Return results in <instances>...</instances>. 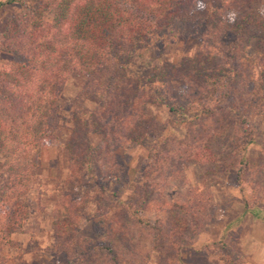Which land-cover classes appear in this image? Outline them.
<instances>
[{"label": "rangeland", "instance_id": "374dc122", "mask_svg": "<svg viewBox=\"0 0 264 264\" xmlns=\"http://www.w3.org/2000/svg\"><path fill=\"white\" fill-rule=\"evenodd\" d=\"M7 1L0 0V3ZM38 2L18 0L0 8V72L13 63L12 55L2 48L9 27L15 18L30 15ZM259 4L258 0H202L198 4L191 15L200 21L233 23L248 14L245 28L251 32L241 41L245 55L237 58L236 77L229 74L225 80L234 96L230 99V94L223 103H216V114L209 120H195L189 125L182 123L184 118L174 120L166 106H147L146 115L162 124L165 132L159 139H147L141 145L116 147V168L123 175L116 174L106 191L99 188L108 171L105 163L100 160L82 169L79 160L72 161L66 150L73 138V121L77 119L75 123L85 125L101 103L99 97L82 98L86 78L78 73L72 75L60 98L59 112L65 120L56 131L58 143L41 150L40 167L29 184V218L10 236L0 232V264H92V252L90 258L75 263H69L64 252L67 249L83 252L84 246H90L95 240L102 247L113 246L123 263L159 264L153 230L158 225L168 230L167 225L173 220L186 224L185 233L179 238L181 264H264V220L258 221L251 214L261 210L264 216V28L254 24L250 16V13L256 14L254 10H260L264 23V5ZM227 8L230 10L225 13ZM216 13L222 17L213 18ZM211 36L214 40L217 37ZM234 37L227 34L228 40L224 43L231 44L230 40L235 43ZM212 38L208 39L209 43ZM201 48L208 49V46L186 36L141 47L128 68L127 77L147 87L158 65L183 66ZM211 63L222 68V72L226 70L225 73L235 69L223 53ZM172 86L176 94H184L183 83ZM254 87L262 91L260 98L251 96ZM236 108L243 109L242 117L248 115L252 129L249 134L239 129L240 115L236 116ZM189 119L195 118L192 115ZM215 119H219L218 126L226 135L207 142V130L214 128ZM85 137L91 154L92 149L100 150L104 145L100 133H85ZM197 139L200 141L193 144ZM168 140L176 144H171L172 147L186 149L189 161L183 164L184 170L178 175L175 167H170L167 177L160 170L161 175L155 179L157 167L150 169L149 178L154 179V184L149 187L146 210L138 214L144 221L136 225V217L122 205L134 197L136 190H144V170L148 168L147 162H152L151 152ZM206 143L216 153L215 161L201 156ZM208 151L211 154L209 148ZM125 175L128 182L115 181ZM177 203H185L186 210L175 208ZM203 206L205 209L199 212ZM126 220L132 222L126 223L125 230L122 223Z\"/></svg>", "mask_w": 264, "mask_h": 264}, {"label": "trees", "instance_id": "16d2710c", "mask_svg": "<svg viewBox=\"0 0 264 264\" xmlns=\"http://www.w3.org/2000/svg\"><path fill=\"white\" fill-rule=\"evenodd\" d=\"M201 1L39 0L30 15L13 20L2 47L12 55L13 63L0 72V232L5 237L21 229L29 218V184L40 167L41 150L58 143L56 131L65 120L59 112L60 98L73 74H82L86 78L81 97H99L101 103L85 125L75 123L77 119L73 121V138L66 150L72 161L79 160L82 169L100 160L105 163L108 171L99 186L102 191H106L116 174L123 175L116 168V147L141 145L147 139H159L164 134L162 124L146 115L147 106H166L174 120L184 118L182 123L189 125L195 120H209L216 114V103H223L230 94V99L234 96L225 80L230 75L236 77L237 58L245 55L241 41L251 32L250 28H245L248 14L241 15L233 23L200 21L191 14ZM16 2L18 0H8L0 3V8ZM258 4L262 7L264 0H258ZM254 11L255 15L250 13L251 19L264 28L261 11ZM216 16L217 13L213 18L222 17ZM227 34L236 35L235 43L233 40H230L231 44L224 43L228 40ZM211 35H216V39ZM178 36L197 38L208 49L201 48L193 59L185 62V66V63L179 67L169 63L158 65L147 87L127 77L128 68L141 47L174 41ZM210 37L212 43H209ZM222 53L235 69L225 73L226 70L222 72V68L211 63ZM177 82L186 88L183 95L176 94L173 89L172 85ZM222 90L225 91L221 95ZM262 91L254 87L251 96L260 98ZM235 111L236 116L240 115L239 129L249 134L252 129L248 115L241 116L242 108ZM192 115L194 120L189 119ZM218 122L219 119H215L214 128L207 130V142L226 135ZM90 132L100 133L104 138L103 147L92 149V154L85 137V133ZM199 141L197 139L193 144ZM171 144L176 145L168 140L152 150V162H147L148 168L144 170L147 187L136 190L134 197L122 205L136 217V225L144 221L138 214L140 210L141 213L146 210L149 187L154 184V179L149 178L150 169L157 167L155 179L161 175L160 170H164L167 177L170 167H175L178 175L184 170L183 164L189 161L186 149ZM205 147L207 151L203 149L201 156L215 161L216 153L211 145L206 143ZM115 181L125 183L129 178L125 175ZM185 205L177 203L175 208L185 211ZM204 209L203 206L199 212ZM130 222L122 223L125 230L126 223ZM169 222L168 230L159 225L153 230L156 252L160 254L159 264H181L179 238L184 235L186 224L185 221ZM90 243V246H84L83 252L63 251L69 263L88 259L92 252V264H131L121 262L117 250L110 244L104 248L99 241Z\"/></svg>", "mask_w": 264, "mask_h": 264}, {"label": "crops", "instance_id": "0c3cea01", "mask_svg": "<svg viewBox=\"0 0 264 264\" xmlns=\"http://www.w3.org/2000/svg\"><path fill=\"white\" fill-rule=\"evenodd\" d=\"M251 214H252V217H255V218H258V221H263L264 219H263V213H262V211L261 210H256V211H252L251 212Z\"/></svg>", "mask_w": 264, "mask_h": 264}]
</instances>
